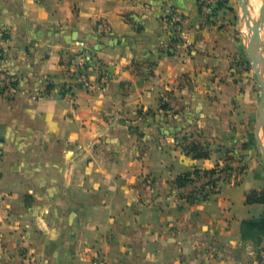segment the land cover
I'll list each match as a JSON object with an SVG mask.
<instances>
[{"label": "crops", "instance_id": "1", "mask_svg": "<svg viewBox=\"0 0 264 264\" xmlns=\"http://www.w3.org/2000/svg\"><path fill=\"white\" fill-rule=\"evenodd\" d=\"M208 1L0 0V71L21 92L0 98V264H264L243 231L264 218L246 203L264 189L259 68L240 0ZM82 53L97 67L63 96L60 61ZM206 181L213 198L190 200Z\"/></svg>", "mask_w": 264, "mask_h": 264}, {"label": "built area", "instance_id": "2", "mask_svg": "<svg viewBox=\"0 0 264 264\" xmlns=\"http://www.w3.org/2000/svg\"><path fill=\"white\" fill-rule=\"evenodd\" d=\"M203 5H209L208 0H201ZM168 22L173 27V33L175 36L172 38V48L187 51L190 42L187 34L182 33V16L176 12L171 11L167 15ZM178 35V36H177ZM80 63H71L70 66L64 67V75L66 82L60 86L61 92L63 96L71 97V90L74 88H84L89 85V76L88 71L91 68L97 67L94 65L93 67L90 65L91 63V55L88 53L81 54ZM2 58L0 52V59ZM87 66V67H86ZM51 84L50 81H47V85ZM79 86V87H78ZM21 92L19 91V87L17 84V80L14 76L9 75L6 72L0 71V98L2 99H15L20 96Z\"/></svg>", "mask_w": 264, "mask_h": 264}, {"label": "rangeland", "instance_id": "3", "mask_svg": "<svg viewBox=\"0 0 264 264\" xmlns=\"http://www.w3.org/2000/svg\"><path fill=\"white\" fill-rule=\"evenodd\" d=\"M250 1L251 0H248V4H249L248 5V12H249V15H251L250 14V8H249ZM254 1L256 2L255 11H257V13H258L257 16L259 18L256 16L253 19H251L248 16V20H250V25H251L252 28H254V27L258 26V25L261 26L260 31L262 32V35L260 33V35H261L260 37L264 41V0H254ZM247 27L248 26H246V32L249 33L248 35L251 38L254 37L253 32H251V33L249 32V31H252V30L250 28L248 29ZM254 45H255L254 47H255L256 50H257V48H259V51L260 50L263 51V52L260 51V53H261L262 57H264V49H263L264 47L263 46H259L258 47L256 44H254ZM256 55L254 56L255 57L254 59L259 60L260 59L259 56L258 55L256 56ZM258 68H259V76L262 79V82L264 83V61H262L261 59L259 60ZM260 90H261V96L260 97L262 99V97H264V95H263L264 89L261 87ZM207 148L210 151L209 147H207ZM230 162L231 161H229V163ZM227 163L223 164L222 167H218V169H215L216 171L218 170L217 174L219 175V177L216 178V179L223 178L224 180H226V178L231 176L233 169ZM211 185H213V186H211ZM220 187H221V189H223V191H226L225 184L222 183L220 185ZM215 193H216V186H215L214 181H206L205 184H203L201 187L197 188L196 191L192 192V195H190V200H192L194 202L196 200L209 201V200H211L213 198L211 196H213V194H215ZM253 237H254V239L246 238V240L252 242L253 246H254V248H256V250L264 252V240H262L261 238H259L258 236H255V235ZM0 247H4V241L1 240V239H0Z\"/></svg>", "mask_w": 264, "mask_h": 264}, {"label": "trees", "instance_id": "4", "mask_svg": "<svg viewBox=\"0 0 264 264\" xmlns=\"http://www.w3.org/2000/svg\"><path fill=\"white\" fill-rule=\"evenodd\" d=\"M72 58H68L67 61H60V65L64 66V67H68L71 65L72 63ZM98 60L96 59V56L91 54V63L88 66H94L97 65ZM87 67V66H86ZM52 84H48L46 86L45 92L49 93L50 90L52 89ZM79 87V86H78ZM160 108L162 110H167L169 108V106L167 104H160ZM183 149L184 151H186L188 154H192V156L194 158H208L210 151L208 150V148L206 146L201 145L200 143L197 142H190L187 144H183ZM230 170V169H229ZM208 174H215L216 170H210L207 172ZM189 180V175L186 174L182 177L177 178L176 180V184L178 186H183L184 184L188 183ZM213 186V185H211ZM208 195V194H207ZM246 203L247 204H262L264 205V189L263 190H254L251 191L250 193H248L246 195ZM244 236L245 238L248 239H254V235L258 236L259 238H261L262 240H264V218H260L257 220H250L244 223Z\"/></svg>", "mask_w": 264, "mask_h": 264}, {"label": "water", "instance_id": "5", "mask_svg": "<svg viewBox=\"0 0 264 264\" xmlns=\"http://www.w3.org/2000/svg\"><path fill=\"white\" fill-rule=\"evenodd\" d=\"M247 3H248V0H240V5H241L243 16H244L245 21H246V25L252 30V32L254 34V37H253L254 40L252 39V57H253L255 64L259 65V60L254 59L255 54H257L262 61H264V57H262V55L259 51V48H257V50L255 49L254 44H256L258 47L264 46V41H262V39L260 37L261 26L258 25L256 27L252 28L250 25V21L248 20L249 12H248ZM259 80L261 83V87L264 89V83L262 82V79L260 77H259ZM263 95H264V92H263ZM263 114H264V97H262L261 102H260L259 121L262 119Z\"/></svg>", "mask_w": 264, "mask_h": 264}, {"label": "bare ground", "instance_id": "6", "mask_svg": "<svg viewBox=\"0 0 264 264\" xmlns=\"http://www.w3.org/2000/svg\"><path fill=\"white\" fill-rule=\"evenodd\" d=\"M249 5V4H248ZM255 7H256V2L254 1V0H251L250 1V6H249V8H250V14L251 15H249V18H251V19H253L254 17H256L257 16V11H255ZM242 16H243V14H242ZM251 16V17H250ZM258 17V16H257ZM259 18V17H258ZM244 21V27H245V29H246V26L247 25H245V19L243 20ZM250 21V20H249ZM242 23V22H241ZM256 24V23H255ZM243 27V28H244ZM248 29H249V27H247ZM246 31V30H245ZM250 33L252 32V31H249ZM260 33H261V35H262V32L260 31ZM249 34V33H248ZM245 35V34H244ZM260 35V36H261ZM245 38H246V36H245ZM253 38V37H252ZM246 40V39H245ZM254 40V39H253ZM263 41V40H262ZM246 44H247V41H246ZM250 44V43H249ZM252 44V43H251ZM250 47V46H249ZM264 47V46H263ZM250 49H251V47H250ZM264 49V48H263ZM260 51H262V50H260ZM263 52V51H262ZM256 55V54H255ZM257 56V55H256ZM257 58V57H256ZM260 60V59H259ZM254 64V63H253ZM256 66V65H255ZM262 120V119H261ZM263 124V123H262ZM263 136H264V134H263ZM263 140V139H262ZM261 143H263V141H261Z\"/></svg>", "mask_w": 264, "mask_h": 264}]
</instances>
